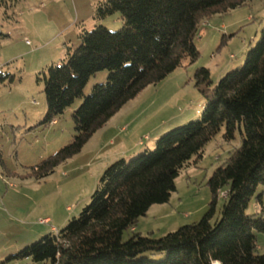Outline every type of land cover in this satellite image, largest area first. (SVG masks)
<instances>
[{"label":"trees","instance_id":"trees-1","mask_svg":"<svg viewBox=\"0 0 264 264\" xmlns=\"http://www.w3.org/2000/svg\"><path fill=\"white\" fill-rule=\"evenodd\" d=\"M10 0H0V10ZM247 0H105L97 5L98 22L118 13L122 27L102 25L82 30L80 44L59 65L43 74L47 111L39 124H51L81 98L89 78L106 70L72 114L74 136L34 171L41 180L77 155L129 101L199 57L194 44L201 23L235 9ZM3 35L0 33V37ZM194 87L205 100L200 117L160 136L155 148L105 168L89 203L78 217L8 256L0 264L29 259L41 264H264L256 254V233L264 234L262 212L247 213L264 186V27L239 68L213 85L209 70L194 72ZM13 78L0 73V85ZM222 133L226 142L239 136V146L207 180L211 199L199 221L154 238L133 229L154 205L167 204L175 180L204 148ZM225 201L216 216L219 193ZM131 235L123 240V233ZM164 258L154 261L155 255Z\"/></svg>","mask_w":264,"mask_h":264},{"label":"rangeland","instance_id":"rangeland-1","mask_svg":"<svg viewBox=\"0 0 264 264\" xmlns=\"http://www.w3.org/2000/svg\"><path fill=\"white\" fill-rule=\"evenodd\" d=\"M104 1L10 0L8 8L0 10V73L13 78L0 85V262L78 217L111 163L153 150L160 136L198 119L205 100L194 87L196 69H208L216 85L226 73L242 66L264 27V0H247L203 21L194 39L199 53L194 63L184 59L181 67L164 80L146 87L77 155L37 180L35 167L71 141L75 134L73 112L108 76L103 70L89 78L81 98L55 123L40 126L47 111L43 74L51 65L65 61L67 52L80 44L82 30L91 31L98 25L110 31L122 27L118 13L99 22L94 19L97 5ZM221 134L207 143L198 163L181 171L170 201L152 206L146 217L139 219L134 232L158 238L200 220L211 199L208 178L239 146L238 135L226 142ZM224 195L225 190L218 195L215 217L220 214ZM260 211L264 217V200L258 203L252 199L247 213ZM130 235V231L124 232L123 240ZM255 235V252L262 255L264 234ZM164 256L155 255L153 260ZM8 264L41 263L23 259Z\"/></svg>","mask_w":264,"mask_h":264},{"label":"crops","instance_id":"crops-1","mask_svg":"<svg viewBox=\"0 0 264 264\" xmlns=\"http://www.w3.org/2000/svg\"><path fill=\"white\" fill-rule=\"evenodd\" d=\"M56 121V120H55ZM55 121H53L52 123H55ZM188 168H190V167H188ZM257 193H259L260 195H261V198H260V200H261V202H262V200H264V186H262L260 189H259V192H257ZM170 199H171V197H170ZM170 201V200H169ZM152 208V207H151ZM150 208V209H151ZM149 209V210H150ZM254 209H258V206H256V205H254ZM148 210V211H149ZM145 217H146V215H145ZM144 218V217H143ZM45 220H47L48 221V219H45ZM133 231H135V229H133ZM149 234H152V233H149ZM26 260H28V259H26Z\"/></svg>","mask_w":264,"mask_h":264},{"label":"built area","instance_id":"built-area-1","mask_svg":"<svg viewBox=\"0 0 264 264\" xmlns=\"http://www.w3.org/2000/svg\"><path fill=\"white\" fill-rule=\"evenodd\" d=\"M46 221H42V223H45ZM211 264H220L219 262H212Z\"/></svg>","mask_w":264,"mask_h":264}]
</instances>
